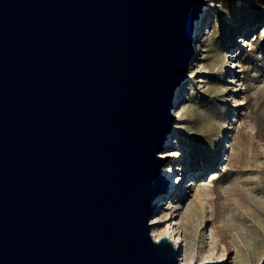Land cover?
<instances>
[{"label":"water","instance_id":"water-1","mask_svg":"<svg viewBox=\"0 0 264 264\" xmlns=\"http://www.w3.org/2000/svg\"><path fill=\"white\" fill-rule=\"evenodd\" d=\"M201 8L0 0V264H177L147 220Z\"/></svg>","mask_w":264,"mask_h":264},{"label":"rangeland","instance_id":"rangeland-1","mask_svg":"<svg viewBox=\"0 0 264 264\" xmlns=\"http://www.w3.org/2000/svg\"><path fill=\"white\" fill-rule=\"evenodd\" d=\"M198 16L185 77L171 101L170 131L156 154L165 160L160 175L170 171L167 191L160 205L152 202L147 224L152 218L175 222L184 232L185 216L200 207L195 250L206 256L214 244L213 263L235 264L245 248L252 264H259L264 257V0L204 1ZM224 249L220 261L216 257Z\"/></svg>","mask_w":264,"mask_h":264},{"label":"bare ground","instance_id":"bare-ground-1","mask_svg":"<svg viewBox=\"0 0 264 264\" xmlns=\"http://www.w3.org/2000/svg\"><path fill=\"white\" fill-rule=\"evenodd\" d=\"M204 1H208L210 3V0H204ZM196 35L197 34L195 33L194 36ZM176 91H177L176 93H178L179 88L176 89ZM176 117H178V115L174 114V118ZM159 157L160 159H162L163 157H165V155L163 154V155H160ZM169 175H170V171L168 169L161 171V176L164 178V181L166 182L169 179ZM166 191H167V188L164 191V193ZM153 202L155 204L154 206L160 205L159 200H154ZM202 219H203V209L202 208L199 207V208H195L194 210L190 211L185 216V224L183 226V229H184L183 231L185 232V234L184 232L179 230L178 224L175 222L174 223H170L166 221L161 222V221H156V218H152L151 221L147 224V226H151L149 227V235L154 242H158L161 238H166L171 243L173 248L177 250V256H176L177 264H213L212 259L214 258L213 256L217 252L216 246L214 244L213 245L211 244L206 256H204L201 251H198L197 249L195 250L197 241H199V238L201 237V235L199 234L200 233L199 227L202 224ZM234 245H235L236 252L238 253L239 252L238 245L237 244H234ZM226 251H227L226 249H224L223 251H220L221 255H219L216 258H219L220 261L221 260L223 261L224 259H221V258L222 257L224 258V252ZM243 251H244L243 252L244 256L242 255L240 258H238L235 264L254 263L255 259L254 260L251 259V252L245 248ZM262 260L260 261L259 264H261ZM216 263H219V261Z\"/></svg>","mask_w":264,"mask_h":264}]
</instances>
